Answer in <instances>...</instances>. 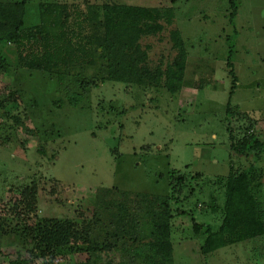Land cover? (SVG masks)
I'll return each mask as SVG.
<instances>
[{"label":"rangeland","instance_id":"374dc122","mask_svg":"<svg viewBox=\"0 0 264 264\" xmlns=\"http://www.w3.org/2000/svg\"><path fill=\"white\" fill-rule=\"evenodd\" d=\"M35 1L67 5L72 16L88 4L171 8L172 24L163 23L161 32L141 37L138 45L150 70L164 69L176 58L170 32L178 31L186 70L182 89L171 95L162 87L102 80L98 62L42 73L17 67L16 56L5 53L0 264H146L139 242L111 238L107 221L110 214L120 215L118 203L127 214L139 212L138 194L170 197V264H264V237L203 255L202 236L191 224L194 219L215 229L220 225L230 167L243 171L254 165L264 185V154H235L227 133L239 140L253 132L264 142V0H235L232 22L230 0ZM104 189L112 190L105 194ZM108 203L113 205L107 211L98 207ZM43 220L70 221L79 233L97 232L111 248L88 255L85 245L72 246L39 258L26 231ZM141 231L144 235V226Z\"/></svg>","mask_w":264,"mask_h":264},{"label":"trees","instance_id":"16d2710c","mask_svg":"<svg viewBox=\"0 0 264 264\" xmlns=\"http://www.w3.org/2000/svg\"><path fill=\"white\" fill-rule=\"evenodd\" d=\"M229 4V21L232 22L237 7L235 0H230ZM173 17L171 8L107 4H88L84 11H76L72 16L64 4L6 0L0 2V61L7 63L5 53L13 54L17 67L42 73H59L61 68L67 71L73 63L92 66L98 62L104 73L102 80L162 87L174 95L183 87L186 70L187 54L181 34L178 31L170 32L177 55L172 64L164 69L150 70L138 45L141 37L161 32L163 23L172 24ZM8 45H13L14 49H7ZM228 57L229 60L233 57L231 48ZM227 66L235 83L230 61ZM70 102L75 105L76 99L71 97ZM227 133L229 149L235 154L245 157L253 153L264 154V142L253 132L239 140L234 139L229 129ZM259 177V171L252 164L243 171L230 167L227 178L223 180L224 201L220 225L215 229L191 219L193 233L202 236L200 252L203 255L264 237V185ZM175 180L178 182L181 177ZM218 180L222 182V179ZM109 190L112 189H104L105 194ZM136 196L140 199L134 205L138 206L139 212L127 214L125 204L118 203L120 205L117 204L116 209L120 210V215L110 214L107 217L112 228L109 236L114 239L127 236L134 244L139 242V251L146 264H170L173 230L170 197ZM112 205L108 203L105 207H98L107 211ZM210 210L211 213L217 211L214 206ZM143 226L146 229L144 235L141 233ZM87 230L79 233L70 221L43 220L33 227L32 232L26 231V239L34 244L33 252L43 259L72 246L85 245L83 250L88 255L107 252L111 248L109 243L100 242L102 235L87 233Z\"/></svg>","mask_w":264,"mask_h":264}]
</instances>
